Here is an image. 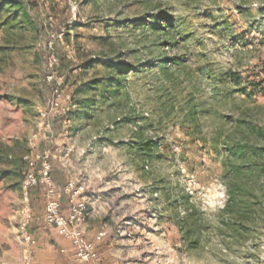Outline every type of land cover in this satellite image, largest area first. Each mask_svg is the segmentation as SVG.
<instances>
[{"label": "rangeland", "instance_id": "1", "mask_svg": "<svg viewBox=\"0 0 264 264\" xmlns=\"http://www.w3.org/2000/svg\"><path fill=\"white\" fill-rule=\"evenodd\" d=\"M45 153L101 264H264V0H0V264Z\"/></svg>", "mask_w": 264, "mask_h": 264}, {"label": "built area", "instance_id": "2", "mask_svg": "<svg viewBox=\"0 0 264 264\" xmlns=\"http://www.w3.org/2000/svg\"><path fill=\"white\" fill-rule=\"evenodd\" d=\"M49 71L47 79L52 81L56 79L55 69L58 67V59L54 54L49 56ZM63 80H55V84L52 88L51 106L54 108L60 107V100L62 98ZM70 99V97H68ZM51 153H45L42 156H38L41 165L40 176H37L35 171L33 173H27L24 176L23 191H24V209L23 217L19 224L18 232H20V243L22 245L23 252L21 254L19 264H34L36 247L38 245V239L34 232L31 231L34 223L43 226L45 229H55L60 236L65 240H69L72 244L73 250L70 252L71 264H101L96 253V247L93 244H89L85 239L84 232L82 230L83 223L86 219L87 205L85 201L78 200L77 196L82 189L73 193L74 185L70 183L66 190L62 192L58 189L55 183L52 181V169ZM33 165V164H32ZM33 188H39L43 191V198H45L44 216L42 218H35L33 215L32 200L30 198V192ZM63 196L69 197V211L67 215L61 213V201ZM79 198V197H78ZM78 200V201H77ZM102 238V235L99 237ZM63 253H67L63 251ZM1 264H8L2 262Z\"/></svg>", "mask_w": 264, "mask_h": 264}, {"label": "crops", "instance_id": "3", "mask_svg": "<svg viewBox=\"0 0 264 264\" xmlns=\"http://www.w3.org/2000/svg\"><path fill=\"white\" fill-rule=\"evenodd\" d=\"M35 199L33 202L34 211L38 214H43L44 206L42 202L38 203L39 201H35ZM34 231L38 239L34 264H71L69 254L73 247L69 240H65L55 229L40 228ZM64 250L69 252V254H64Z\"/></svg>", "mask_w": 264, "mask_h": 264}, {"label": "trees", "instance_id": "4", "mask_svg": "<svg viewBox=\"0 0 264 264\" xmlns=\"http://www.w3.org/2000/svg\"><path fill=\"white\" fill-rule=\"evenodd\" d=\"M38 191H39V188H33V190L30 192V198H31V200H32V204H33L35 198L37 199L38 197H40V195L37 194ZM36 194H37V195H36ZM33 197H34V198H33ZM40 199H42V201H44L43 198H40ZM33 215L35 216V218H37V217L40 216V215H38V213H36V212L34 211V206H33ZM40 228H44V227L38 225L37 223H34V225H33L32 228H31V231H32V232H35L34 230H37V229H40Z\"/></svg>", "mask_w": 264, "mask_h": 264}]
</instances>
